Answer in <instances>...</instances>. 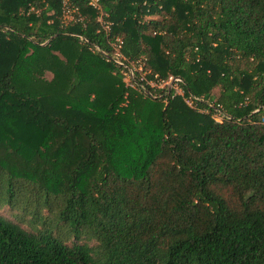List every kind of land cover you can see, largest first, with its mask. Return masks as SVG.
I'll use <instances>...</instances> for the list:
<instances>
[{
  "label": "trees",
  "instance_id": "1",
  "mask_svg": "<svg viewBox=\"0 0 264 264\" xmlns=\"http://www.w3.org/2000/svg\"><path fill=\"white\" fill-rule=\"evenodd\" d=\"M90 1L0 0V149L74 148L0 158V264H264V0Z\"/></svg>",
  "mask_w": 264,
  "mask_h": 264
},
{
  "label": "rangeland",
  "instance_id": "2",
  "mask_svg": "<svg viewBox=\"0 0 264 264\" xmlns=\"http://www.w3.org/2000/svg\"><path fill=\"white\" fill-rule=\"evenodd\" d=\"M139 68V67H138ZM144 72H142V75ZM47 77H50V73L46 74ZM123 80L124 82L129 85L133 86L131 84V77L133 74L128 72H122ZM150 86L161 88L164 86V83L161 84H155L154 82H149ZM167 86L175 88L176 94L183 95L181 88L175 83L174 80H169L167 83ZM172 85V86H171ZM216 92V91H215ZM184 100L188 103L187 99L184 98ZM215 118H217L215 116ZM142 120H145L144 117ZM74 148L71 144V142H64L59 143V139H53L52 141H49L43 149L35 156L34 159L31 161H27L26 159L15 155L6 153L5 151H1L0 149V158L4 161V163L12 167L14 169H19L22 172L28 173L30 175H33L35 177H39L41 179L47 180L48 183H52L56 178H60L62 176L63 168L65 164L68 163L72 152ZM122 155H123V149ZM84 179L82 181V185L85 184L86 179L88 177V173L83 175ZM0 214L13 219L22 225H27L28 216L26 217V220H21L16 217L18 212L10 210L8 206H2L0 207ZM25 215V214H23Z\"/></svg>",
  "mask_w": 264,
  "mask_h": 264
},
{
  "label": "built area",
  "instance_id": "3",
  "mask_svg": "<svg viewBox=\"0 0 264 264\" xmlns=\"http://www.w3.org/2000/svg\"><path fill=\"white\" fill-rule=\"evenodd\" d=\"M90 4H92L96 8H99V5L97 3V0H91L90 1ZM98 20H101V16L98 17ZM114 50H115L114 54L116 56H118V57L122 56L121 53H120V51H119V44H114ZM128 71H130L133 74V70L132 69H129ZM169 80H174L175 83L177 84V81H179L180 79L178 77H172V76H170L169 79L164 82V84H166ZM172 87H174V86H172Z\"/></svg>",
  "mask_w": 264,
  "mask_h": 264
}]
</instances>
